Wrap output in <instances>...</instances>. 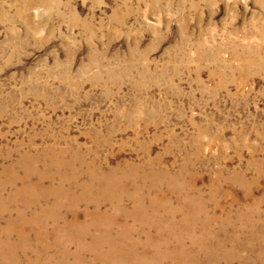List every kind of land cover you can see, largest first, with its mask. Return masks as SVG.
<instances>
[{"label":"rangeland","instance_id":"obj_1","mask_svg":"<svg viewBox=\"0 0 264 264\" xmlns=\"http://www.w3.org/2000/svg\"><path fill=\"white\" fill-rule=\"evenodd\" d=\"M26 152L89 191L1 192L0 264H264V0H0V170Z\"/></svg>","mask_w":264,"mask_h":264},{"label":"bare ground","instance_id":"obj_2","mask_svg":"<svg viewBox=\"0 0 264 264\" xmlns=\"http://www.w3.org/2000/svg\"><path fill=\"white\" fill-rule=\"evenodd\" d=\"M74 157L67 158L63 156H57L56 154L51 152L44 155L31 154L26 152L18 159V162L16 164H12L10 166H2L0 170V196L1 192H3L4 190H9L10 192H13L15 194L30 193V196L34 197L32 198L33 202L39 200L42 201L41 198L44 199L52 196L54 198L52 203L44 208L42 205L39 208V211H37L38 215L33 218H27L26 222L41 220V217H44V221H46L50 216H52L46 212L50 213L51 210H53L54 213H57V215H55L54 217H61L60 219L64 220V216L60 212V209L65 201L68 200L67 202L69 205L72 204V200L74 201V205L80 203L81 201H83V198L89 191L88 183H86L84 180H82L84 184L78 182L82 175L80 174V171L74 173V180L71 182H68L65 179L57 178V175L61 178H64L65 174L68 176L71 175V173L74 171V168L71 167V163H73L72 160L74 159ZM39 162H41L42 164L38 165L37 163ZM64 167L69 169L68 173H66L67 171L63 172L61 170V168ZM16 169L21 170V174L15 173ZM97 169L99 171L101 170L99 167H97ZM135 169L136 168H134V165H127L126 167L124 165H119L117 167L108 168L106 170L107 176L120 173L123 175V177L125 176L128 179L126 182H117V184L114 186L115 189H125L126 183H131V187H133L132 190H129L130 196L125 198L121 197L119 199L116 196L118 190L110 191V193L113 197L115 196V198L119 200L117 202L118 206L122 207L121 200L130 198L134 201V207L137 211L152 216L150 212H156L157 206L160 205L158 200L160 196H163V191L160 192L157 185L155 184V189L157 191L155 190L154 197L156 198V201L149 202L152 208H148L146 204L147 197L143 189V180H139V178L135 177ZM93 175V177H96L95 179L99 178V175L96 172H94ZM33 176L37 177V181L33 180ZM49 178L53 182L51 185L46 184V181L49 180ZM124 183L125 188L121 187ZM94 186L95 184H91V187ZM168 195L166 194V197ZM164 202L167 203L168 201ZM28 205H30V203L26 204L25 206L27 207ZM43 212H45V214ZM54 217L50 218L54 220ZM69 221L70 220L67 221V225H74L79 223L77 219L72 220L70 223ZM108 222H118V218H109Z\"/></svg>","mask_w":264,"mask_h":264}]
</instances>
